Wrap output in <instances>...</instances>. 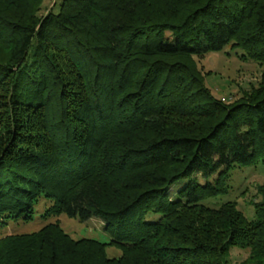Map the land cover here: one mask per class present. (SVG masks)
I'll use <instances>...</instances> for the list:
<instances>
[{
	"label": "trees",
	"instance_id": "1",
	"mask_svg": "<svg viewBox=\"0 0 264 264\" xmlns=\"http://www.w3.org/2000/svg\"><path fill=\"white\" fill-rule=\"evenodd\" d=\"M44 1L0 0V248L41 239L21 258L33 264H228L239 248L264 264V185L255 220L201 204L227 192L233 169L264 162V75L226 103L192 61L231 47L264 64V0H63L40 17ZM42 200L44 220L97 218L111 243L58 224L4 236ZM13 255L0 264H20Z\"/></svg>",
	"mask_w": 264,
	"mask_h": 264
},
{
	"label": "rangeland",
	"instance_id": "2",
	"mask_svg": "<svg viewBox=\"0 0 264 264\" xmlns=\"http://www.w3.org/2000/svg\"><path fill=\"white\" fill-rule=\"evenodd\" d=\"M63 0H45L41 8L38 10L40 17L46 16L50 12L58 13ZM241 50H234L231 47L226 48L223 52H216L206 55L204 58H192V61L198 65L200 73L204 77L206 86L212 90L216 98L226 100V103H235L242 99L244 93L250 94L252 89H258L263 84L264 64L244 60ZM6 59L5 52L0 51V61ZM6 131V130H5ZM4 131V133H5ZM1 132L0 135H2ZM196 182L204 186L208 183L216 181L217 176L211 179H205L201 176H196ZM227 181V192L215 199H208L201 204L211 209H219L226 203H236L238 209L249 220H255L256 214L253 202H258L261 197L258 196V188L264 185V162L259 161L257 164L249 167H237L233 169ZM190 179H182L172 186L168 193L171 200H179V193L189 184ZM184 201V200H183ZM50 206L46 200H42L36 207V215L34 221L30 223L12 224L6 228L4 236L32 234L40 231L49 224H58L59 228L68 234L75 241L81 239H91L102 243H111V235L106 232V225L94 218L88 222H81L78 219L70 218L62 214L60 216L44 220L43 214ZM161 215L148 214L145 216V222H158ZM41 239L25 240L10 245L8 248H0L1 253H11L10 260L21 259L25 256L29 247L39 248L46 247L42 245ZM42 245V246H41ZM41 246V247H39ZM33 253V252H30ZM106 257L110 260H120L124 253L117 247L106 248ZM66 262L68 264L75 263L76 256L67 254ZM99 255L90 254L88 257L90 264H95ZM250 250L232 249L227 257L228 264H249ZM98 261V260H97ZM35 261L21 259L20 264H33ZM19 262H15L17 264ZM14 264V261H12Z\"/></svg>",
	"mask_w": 264,
	"mask_h": 264
}]
</instances>
